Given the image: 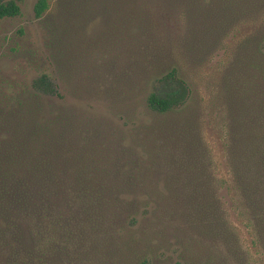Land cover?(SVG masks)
Segmentation results:
<instances>
[{
    "label": "rangeland",
    "instance_id": "1",
    "mask_svg": "<svg viewBox=\"0 0 264 264\" xmlns=\"http://www.w3.org/2000/svg\"><path fill=\"white\" fill-rule=\"evenodd\" d=\"M13 1L19 15L0 20V143L18 128L15 115L36 103L44 113L62 109L72 118V147L92 149L122 193L117 238L128 246L119 264H134L143 252L149 264H205L217 251L226 256L190 224L181 205L168 213L167 203L154 198L184 195L194 172L182 169L187 143L168 124L154 122L145 98L161 92V75L178 68L203 101L198 127L207 162L226 181L221 78L237 55L264 53V0H48L40 17L38 0ZM42 75L61 99L39 96L34 82ZM144 192L152 197L149 212L133 223L132 200ZM220 195L242 245L251 247L228 191Z\"/></svg>",
    "mask_w": 264,
    "mask_h": 264
},
{
    "label": "trees",
    "instance_id": "2",
    "mask_svg": "<svg viewBox=\"0 0 264 264\" xmlns=\"http://www.w3.org/2000/svg\"><path fill=\"white\" fill-rule=\"evenodd\" d=\"M47 7L48 0H38L36 17ZM19 12L13 0H0V20ZM221 79L219 131L226 181L207 162L198 127L203 101L178 68L161 75V92L146 96L145 109L154 122L168 124L187 143L188 161L182 169L194 172L184 195L168 191L153 196L167 203L168 213L181 205L191 225L204 237H213L217 249L221 244L226 256L217 251L205 264H254V254L264 264V53L237 55ZM34 86L42 99H61L47 75L38 77ZM38 94L32 96L36 102ZM36 104L33 110L13 114L18 128L0 143V264H119L128 246L117 238L122 193L92 149L72 147L71 116L59 108L44 113ZM223 188L251 237L249 248L227 217ZM148 194L132 200L133 223L141 211L149 212ZM147 255H137L134 264H149Z\"/></svg>",
    "mask_w": 264,
    "mask_h": 264
}]
</instances>
